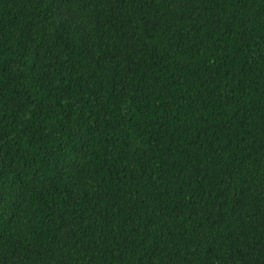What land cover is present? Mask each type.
I'll return each instance as SVG.
<instances>
[{"label":"trees","instance_id":"1","mask_svg":"<svg viewBox=\"0 0 264 264\" xmlns=\"http://www.w3.org/2000/svg\"><path fill=\"white\" fill-rule=\"evenodd\" d=\"M0 264H264V0H0Z\"/></svg>","mask_w":264,"mask_h":264}]
</instances>
